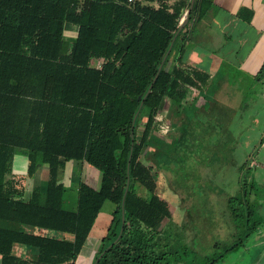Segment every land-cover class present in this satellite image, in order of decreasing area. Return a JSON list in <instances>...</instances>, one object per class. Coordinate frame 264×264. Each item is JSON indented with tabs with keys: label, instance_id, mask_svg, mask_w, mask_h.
I'll list each match as a JSON object with an SVG mask.
<instances>
[{
	"label": "trees",
	"instance_id": "16d2710c",
	"mask_svg": "<svg viewBox=\"0 0 264 264\" xmlns=\"http://www.w3.org/2000/svg\"><path fill=\"white\" fill-rule=\"evenodd\" d=\"M189 3L0 0V264H74L107 200L114 204L115 226L109 227L111 238L93 264H169L158 238L171 209L157 192L153 166L169 161L164 156L174 148L181 151L177 162L189 161L191 150H198L189 120L194 111L216 102L208 72L185 58L215 2L194 0L176 33ZM245 9L237 14L242 17ZM66 23L76 26L74 36L65 35ZM93 58L101 63L93 65ZM204 86L205 102L188 104L192 88ZM166 99L175 104V117L169 120L172 145L154 135L168 121L159 114ZM19 148L26 170L14 174ZM145 150L150 163L141 159ZM68 161L101 172L98 187L80 175L73 207L67 206L69 188L62 180ZM42 168L44 184L28 185ZM239 182L244 196L230 197L231 202L246 199L244 171ZM235 206H230L231 215L244 230L209 262L221 259L248 234L250 206L243 212L233 211ZM15 244L34 248V256L14 253Z\"/></svg>",
	"mask_w": 264,
	"mask_h": 264
},
{
	"label": "rangeland",
	"instance_id": "374dc122",
	"mask_svg": "<svg viewBox=\"0 0 264 264\" xmlns=\"http://www.w3.org/2000/svg\"><path fill=\"white\" fill-rule=\"evenodd\" d=\"M205 27L199 38L195 39L187 49L185 58L195 49L194 63L213 72L214 77L211 80L215 82L220 76L226 77L231 85L238 87L239 100L233 106L220 102L208 103L203 107V111H194L196 114H193L189 121L196 133L197 144H195L198 150L186 164L176 161L181 151L176 152L175 148L169 156H164L165 159L170 157L169 161L154 163L153 172L157 182V192L167 200L171 209V217L165 218L159 225L164 232L159 236L158 242L162 249L168 251L166 259L169 264H264V241L255 237L256 232H253L249 238H245L243 245L238 244L234 249L226 251L221 259L208 261L225 245L230 244L242 234L240 230L234 231L238 229L234 220L233 223L228 220V210L231 211L230 206L233 204L236 205L233 211L243 212L247 206L246 201L250 203L252 201L255 208L252 219H261L260 226L264 233V144L260 143L261 138L264 137V70H260L254 77H248L237 69L240 58L250 49L247 40L249 32L248 37L243 38L245 40L238 41L233 54L224 56L222 52L230 48L219 47L215 53L216 59L226 57L227 60L222 62L224 68L223 65L212 68L210 66L213 59L210 55L211 48L200 39ZM91 63L98 66L101 59L93 58ZM191 96H193L192 93L187 103L194 101L196 104V101L199 103L203 101V99L196 100V97L192 100ZM210 96L213 97V91L210 92ZM174 108L175 104L169 103L166 99L159 114L170 119L174 118ZM206 122L208 126H205ZM138 129H141V125ZM173 132L170 121H167L154 134L155 139L159 142L164 139L167 144H175L174 138L171 139ZM202 145L205 146L204 149L201 148ZM148 151L145 150L144 155H141L145 163H150L147 159ZM210 154L211 157L208 159ZM247 161L250 165L249 172L247 169L243 170L247 198H244L242 203L231 202L230 197L238 196L242 191L239 174L240 168ZM12 170L14 174L23 173L26 170V159L21 148L15 152ZM100 174L97 168L86 163L68 161L62 178L67 189L69 188L67 194L70 196V201L67 202V206L75 205V184L80 175L93 187H98ZM45 178L46 172L42 168L34 178L27 180V184L30 186L34 183L44 184ZM138 192L145 195V190L142 188H139ZM113 209L114 204L111 201L107 200L103 203L74 264L94 263L103 242L111 238L109 227L112 226L113 229L115 226L112 220ZM33 231L46 232L47 230ZM105 236H107L106 239ZM20 246H14L13 252L29 258L34 256V248Z\"/></svg>",
	"mask_w": 264,
	"mask_h": 264
},
{
	"label": "crops",
	"instance_id": "0c3cea01",
	"mask_svg": "<svg viewBox=\"0 0 264 264\" xmlns=\"http://www.w3.org/2000/svg\"><path fill=\"white\" fill-rule=\"evenodd\" d=\"M215 7L211 10V13L206 21L205 24V31L203 35L200 37L206 43V46L211 48V57H213L210 66L212 68L222 66V62L227 60L226 57L222 59H216L219 47L226 46L229 47L230 50L226 52H222V55L227 56L229 54H233L235 51V46H238L237 43L240 40H245L243 38H247V33L249 38L247 39L250 44V49L247 50L243 56L240 58L238 62V71L244 73L248 77H254L256 73L260 70H264L263 63H264V0H214ZM241 7H245L246 9L243 10L242 17H240L237 12ZM248 10H251V17L250 20L247 21L243 16L248 15ZM203 31V29H202ZM201 31V33H202ZM64 33L66 36H74L76 33V26L70 23L65 24ZM200 33V34H201ZM199 34V35H200ZM196 45L194 46V48ZM193 48V49H194ZM194 51L190 53V55L186 58V61L189 65H195L198 67H202L194 63ZM215 67V68H216ZM205 71L209 74V82L213 85V97L215 98L216 102H220L227 106H233L234 103H237L239 100V93L238 87H235L233 84L231 85L226 77H221L218 79L217 82L211 80L213 76V72L211 73L208 69L202 67ZM224 68V65H223ZM222 68V69H223ZM218 69V68H217ZM207 87L204 86L201 91L197 88H192V95L190 99H203L202 102L196 101V105L203 104L205 102V95ZM199 98H198V97ZM175 109V108H174ZM174 111V110H173ZM168 121L171 120L170 118L164 116ZM261 144H264V137L260 140ZM245 166V167H244ZM255 166V165H251ZM248 161L240 168V173L247 169L249 172ZM256 173V172H255ZM240 175V174H239ZM240 177V176H239ZM251 180H253L251 178ZM241 188V186H240ZM242 190V188L240 189ZM246 194V191L244 189ZM243 190L239 192L238 196H241ZM251 196V195H250ZM233 197V196H231ZM247 198V197H246ZM247 205L250 206V225L248 234L246 238H249L253 232H256L255 237L261 238L264 241V233L261 230V219H252L255 213V208L253 207V203L251 201H246ZM229 218L233 223L234 218L231 215V211L228 210ZM239 221V220H238ZM234 224L237 225L238 229H234V231L240 230L243 232L244 225L241 222H237L234 220ZM245 240V239H244ZM244 240L240 243L243 245ZM20 246L19 244H15V247ZM238 246V245H237ZM236 246V247H237ZM22 247V246H20ZM234 249V248H233ZM261 254V251H260Z\"/></svg>",
	"mask_w": 264,
	"mask_h": 264
},
{
	"label": "water",
	"instance_id": "95a60500",
	"mask_svg": "<svg viewBox=\"0 0 264 264\" xmlns=\"http://www.w3.org/2000/svg\"><path fill=\"white\" fill-rule=\"evenodd\" d=\"M193 2H194V0H190L189 7H188V9L184 12L183 17L181 18V20H180V22H179L178 29H177L176 33H177L180 29H182V27L184 26V24L187 22V20H188V16H189V13H190V10H191V8H192V6H193ZM170 46H171V44L169 45V48H170ZM169 48H168V50H169ZM168 50H167V52H168ZM165 55H166V54H165ZM164 58H165V56L163 57L161 63H160L159 66H158L157 73H158V71H159L160 68H161V65H162V62H163ZM157 73H156V75H157ZM156 75L154 76L153 80L151 81V83H150V85H149V87H148L146 93H148V92L151 90L152 83H153V81H154ZM137 112H138V110H137ZM137 112L135 113V115H134V117H133V119H132V123H133V121H134V119H135V117H136V115H137ZM129 158H130V155H129ZM127 187H128V179H127L126 187H125V190H124V195H125V193H126V191H127ZM124 195H123V198H124ZM123 223H124V209H123V199H122L121 226H120V231H119V233H118V237H119V235L121 234V231H122V228H123ZM110 245H111V244H109V246H110ZM105 249H106V248H105ZM105 249H104V250H105ZM104 250H103V251H104ZM101 254H102V252L98 255L97 259L101 256Z\"/></svg>",
	"mask_w": 264,
	"mask_h": 264
},
{
	"label": "flooded vegetation",
	"instance_id": "af4514ba",
	"mask_svg": "<svg viewBox=\"0 0 264 264\" xmlns=\"http://www.w3.org/2000/svg\"><path fill=\"white\" fill-rule=\"evenodd\" d=\"M188 104H191V102H189ZM199 105H201V104H199ZM199 105H198V106H199ZM190 154H191L192 156L196 155V153H194L193 150H191ZM149 157H150V156H149Z\"/></svg>",
	"mask_w": 264,
	"mask_h": 264
}]
</instances>
